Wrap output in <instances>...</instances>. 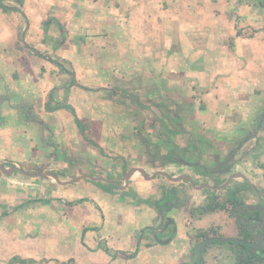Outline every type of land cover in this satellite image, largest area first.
Segmentation results:
<instances>
[{
	"label": "rangeland",
	"instance_id": "obj_1",
	"mask_svg": "<svg viewBox=\"0 0 264 264\" xmlns=\"http://www.w3.org/2000/svg\"><path fill=\"white\" fill-rule=\"evenodd\" d=\"M40 3V8H46L40 9L36 17H32L30 14H34V8L25 7L22 1L0 0V162L6 168L17 167L31 173L52 171L60 180L80 175L97 179L82 178L79 182L59 186L50 177H28L16 170L7 175L0 170V264H7L14 256L32 258L38 264H86L75 245L79 243V238L85 245V233L97 231V226L87 221L89 203L93 210V198L100 202L97 196L107 198L108 195H116L131 206L141 205L144 199L152 202L155 199L153 207L154 203H159L158 207H161L155 210H163L165 216L166 209H169L168 202L177 203L180 193L171 189H166L164 193L163 185L174 182L169 180L173 177L170 173H181L185 168L180 164H165L162 158L173 161L180 159L183 164L196 160L202 163L204 170L211 166L210 159H214L215 154L222 152L219 155L222 156L225 153L224 147L230 134L237 137L236 144H241L240 149L252 146L251 135L244 137V143H239L240 128L237 133L229 128L219 130L217 136L215 129L204 127L205 121L198 114L207 110L216 117L218 115L214 112L219 111V117L224 121H236L237 126L244 124L241 121L251 124L255 119L258 122L264 111V49L258 44L254 46L251 54L254 58L248 60L249 64L258 62V59L263 64L254 65L253 74L257 77L253 82H239L242 86L235 87L237 92L230 98L233 105L226 107L222 105V100L228 97V92L223 90L220 80L213 79L214 75H228L232 85L229 83L227 87L237 86V79L246 77L245 73H236L237 63L206 64L203 70L205 78H208V73H214L210 75L212 81L206 83L215 85L212 91L208 90L207 96L217 95V99L212 100L209 96L207 102L205 94L194 95L195 91L188 80L178 83L172 93L174 83L167 85L160 77L165 74V64L160 66V72L158 65L146 62L141 63L140 69L132 63L114 65L110 63L111 60L102 58L105 54L102 48L85 47L87 33H72L66 29L60 32L57 29V23L63 24L65 18L52 9L53 0ZM260 24L261 21L253 24L257 26L255 30L261 31L254 34L263 41L264 27H259ZM67 25L69 28V21ZM135 69L141 75H137ZM120 77L125 80H117ZM71 79H74L73 83ZM196 83L198 87L201 81ZM182 87L187 90H182ZM138 89L143 90L142 95L138 94ZM178 103H182L180 111H177ZM74 115L80 119L83 133L73 120ZM249 117L251 120H248ZM250 128L254 126L251 124ZM173 130L189 139L185 140L187 144L183 148L177 142V139H182ZM196 149L201 150L200 154ZM237 153V157L240 156V151ZM254 160L262 159L256 157ZM238 162L242 167L238 169L245 170L239 159ZM143 166L147 167L149 173L157 169L163 170L165 175H156L145 183L137 172L125 182V170ZM257 173L255 169L254 175ZM256 180L254 177V182ZM205 182L211 181L203 177L199 184ZM81 197L83 199H78ZM222 206H213L214 209H222L223 215H218V226L210 228V236L199 246L209 239L217 244L224 243L227 234L238 233L236 219L229 223V215ZM191 212L195 213L194 210ZM113 213L116 212L111 207L106 208V216L114 217ZM95 215L100 216L98 211ZM128 217L130 215L125 219L122 216L123 225L115 224L116 233L111 234V238L116 239L125 232L124 242L113 243L114 249L109 248L103 239L90 241L89 250L95 252L101 249L111 256L116 252L118 255L123 253L121 263L110 260L106 264H160L158 258L161 256L150 249L149 242L153 243L154 237L151 235L150 240L149 235L139 231L142 227H134L140 225L139 221L130 219V224L124 225L126 220L129 221ZM192 217L190 214L188 219ZM119 218L116 215V220ZM156 227L155 238L169 240L173 233H158ZM150 228L143 227V230ZM201 235L206 237L204 233ZM243 235L246 233L240 236ZM146 242L148 247L145 246ZM236 244L237 241L230 246L238 247ZM118 248H122V253L117 251ZM244 248L241 247L238 252ZM199 253V249H196V259L189 261V264H199ZM72 255L77 257V261ZM228 258L231 256L217 260L218 264H230ZM240 261L241 255H238L237 262ZM176 263L169 259L165 264Z\"/></svg>",
	"mask_w": 264,
	"mask_h": 264
},
{
	"label": "crops",
	"instance_id": "obj_2",
	"mask_svg": "<svg viewBox=\"0 0 264 264\" xmlns=\"http://www.w3.org/2000/svg\"><path fill=\"white\" fill-rule=\"evenodd\" d=\"M20 1L23 2L25 7L34 8V14L31 12L30 15L32 17H36V12L40 11V9L46 8L42 6L40 8V2H46L47 0L36 1L39 2V5L37 4L38 6L36 5V2H33L32 0ZM53 1L54 4H52V9L59 11L62 14V17L65 18L63 24L57 23L56 27L60 32H62L63 29H66L72 33H87L85 47L89 49L102 48L105 52L102 58L104 60H111L110 63L114 65L132 63L140 69L141 63L146 62L151 65H158V72H160V66L165 64V74L164 76L160 75V77L161 80H165L167 82V85L168 83H174L171 88L172 93L175 92L176 89L174 87H177L178 83L181 84L185 80H188L187 82L191 83L190 87L193 91H195L194 95L202 96L203 93L207 96L209 92L208 90L212 91L213 88H215V85L210 84L212 81L210 79V75H214V73H208V78H205L206 73H204L203 70L206 64L207 66H212L213 64L237 63L235 66L238 68L236 69V73L240 72L241 74L245 73L246 75L245 78L239 77L237 79V86H231V88L227 87L229 83L232 85L231 78L228 77V75L217 77L214 75L216 79L215 77L213 79L217 81L220 80L223 90L228 92V97L222 100V105L228 107V105H233V101H231L230 98L237 92L235 87L242 86L239 82H253L256 76L253 74L254 65L263 64L259 59L257 60L258 62L251 64H249L250 61L248 60L254 58L251 54L255 45L257 46L258 44L264 49V40H259L258 37L255 36L254 33L257 31L255 30V27L257 26L253 25L254 23L261 21L259 27H264V0ZM27 2H32V4L28 5L26 4ZM50 6L47 8L49 9ZM67 21H69V28ZM59 25L61 26L59 27ZM252 26H254V28ZM238 33L245 34L238 35ZM246 33L248 35H246ZM237 54L241 57H238ZM110 55L111 57L113 55L114 56L110 58ZM163 59H165V61H163ZM243 64L244 66H242ZM248 66H251V68H248ZM135 71L137 75H141L139 70L135 69ZM117 80L124 81L125 79L120 77ZM191 80L193 81L191 82ZM197 80L201 81V84L198 87H196V82H198ZM208 80L210 82L206 83ZM182 90L187 89L182 87ZM141 92L143 93L142 89L138 91V94L142 95ZM209 96H211L212 100L217 99V95L210 94ZM209 96H207V102ZM177 105H179L177 106V111H180V107L183 108L182 103H178ZM206 111H203L202 114H198V117L204 119L205 122L203 125L205 128H213L217 132L226 128L232 130L246 127L250 128V125L252 124L251 121V124L241 121L240 123L244 124L237 126L236 121H224L222 117H219V111L214 112L218 115L216 117H214L215 115H212L210 111ZM216 119H219V121ZM248 120H251L250 117ZM259 123L264 126V118H262ZM261 128L263 127H260L259 130L251 134L253 142L250 148L237 150V152L240 151V156L237 157L238 153H235V163L232 166L231 171L229 173L222 172V174L218 176L221 183L224 184V182H222L224 179L226 180L229 176L235 174L238 175L237 177L232 178V180L230 179L229 184L223 188L210 190V188L206 187V189H200L201 185L199 182L202 178L200 176L201 172L199 173V171H196L197 169L194 168H191V170L188 171L190 166H185L183 164L179 165L181 167L184 166L185 168V170L181 173H170L173 177L181 178L180 180L170 182L168 186L169 188H176L178 194L180 193V200L178 199L179 201L175 204L168 202L167 205L169 206V209H166L167 214H165V216L163 215L162 210L159 212L155 210V208L158 209L161 207H157L159 203H157L154 208L146 203H142L138 206H131L125 202L124 198H119L118 196L116 197V195H108L107 198L97 196L98 200H101L100 202L96 201V199L94 200L93 198L91 203L93 210L90 209L89 203L90 212L89 210L87 212V221H91L95 224L94 226H97V231L91 230L85 233V236L87 234L85 238V245L87 246L83 245L80 238L78 239L79 243L75 245V248L78 249L79 256L85 259L86 264H106L110 260L113 263H121L120 256L123 255L121 251L122 248H118L117 250L122 254L118 255L116 252L115 258H112L111 255L105 253L101 249L91 252V249L89 250L90 247L88 246V243L98 242L100 239H103L105 240V243L109 245V248H114L115 245L113 243L124 242V238H126L125 232H123L121 238H118L119 234L116 239L111 238V234L112 232L116 233L114 228L115 224L123 225L121 217L123 216V219H125V216L130 215V217H128L129 221L124 220V225L130 224V219H133L134 221H139L140 224L139 226L135 225L134 227H142L140 228L141 230H143V227H151L150 229L155 231L157 230L155 229L157 226L158 233H170V231H172L173 235L171 234L169 236L168 242H166L164 238L158 239L155 238V236H153L154 238L152 239L154 242H149L150 249L156 250L158 252V256H161L158 258V262L160 264H165L169 259L170 261L177 262L176 264H189V261L196 259V255L194 254L196 249H199L200 252L199 264H218L217 260H224V258H227L228 256H231V258H228L230 260V264H237V256L235 255V249L237 247L230 246V244L235 242L229 241L226 243V241L224 243L219 242L217 244L214 242L211 243L208 240L207 243L205 242L206 244L204 243L202 246L199 245L210 236V228L218 226V215H223L224 211H222V209H214L213 206L216 203L219 205L226 204L229 197L227 195L230 194L235 187L247 186L243 184L244 180L245 182L253 184L256 187V190L250 186L247 190L243 188V190H238L236 193L234 192V194H236L235 197H240L241 199L239 207H245L250 210H259L262 218L264 219V130ZM252 156H255V158L259 157L262 160H254L255 158L253 159ZM238 159L240 163L244 165L243 169L245 170L238 169L242 168L239 165ZM147 162L152 164L151 160H148ZM258 164H261L259 165L260 167ZM170 165L178 166L177 164L172 163H170ZM140 168H143L146 174L149 175L157 170L152 169L149 173L146 166ZM255 169H257L259 172L257 174L259 175H254ZM136 173L137 172L133 173L130 178ZM77 174L79 175V173ZM186 176L191 177L194 183L199 185L192 186L187 180H183L182 177ZM254 177L257 179L255 182ZM71 179L72 178L69 180ZM81 179L77 181L79 182ZM142 180H145L142 182L149 183V181L144 178ZM61 185L62 184H59V186ZM211 193L215 197L213 200L210 199V201H208L207 195L209 194L210 196L212 195ZM48 202L49 201H47L46 204ZM109 207H111L112 211L116 212L113 213L114 217L110 215L106 216V208ZM198 208L201 209L200 213L196 212V209ZM223 209L226 211V214L229 215V223H232L233 219H236L237 225L240 223V225H243V230L249 231V235L251 233L250 236L252 239L246 240L248 243L253 244L258 241L255 240V238L259 236V232L254 231L256 228L259 230L258 224L256 226V223H248L244 216H239L237 207L231 208L228 204H226V206H223ZM67 210L68 209L64 211L67 212ZM192 210H194L195 213L191 212ZM97 211L100 216L95 215ZM190 214H192L193 217L188 219ZM116 215H118V218L120 217L118 220H116ZM168 218H170V222L167 221ZM164 220H166L167 225L165 224L166 226L164 225L163 227ZM158 222L159 225H157ZM160 223L162 224L160 225ZM150 224L152 225L150 226ZM117 229H119V227ZM149 233L150 232L146 233V231H144L143 235H149ZM202 233L208 237H203L201 235ZM240 235L241 234H239L238 229L237 234H227V236L223 238L225 240H239L243 238ZM95 238L97 239L95 240ZM150 238L151 236L149 235V239ZM141 243L142 242L139 244ZM123 246H125V244ZM145 246H149L147 242L145 243ZM72 256L77 261V257L75 255Z\"/></svg>",
	"mask_w": 264,
	"mask_h": 264
},
{
	"label": "trees",
	"instance_id": "obj_3",
	"mask_svg": "<svg viewBox=\"0 0 264 264\" xmlns=\"http://www.w3.org/2000/svg\"><path fill=\"white\" fill-rule=\"evenodd\" d=\"M0 6H2V4H0ZM13 8H15L16 10H18L19 8L17 7H13ZM20 12H21V9H20ZM22 13V12H21ZM59 27H60V25H59ZM245 33H238V35H244ZM49 60H51V59H49ZM52 61V60H51ZM53 62L55 63V64H57V65H59L58 63H57V61L56 60H53ZM74 82V79H71V83H73ZM115 93H117V94H119L120 95V93L119 92H115ZM117 97H119L118 95H117ZM75 122H76V124H77V127H79L80 128V131L83 133V129H82V126H81V121H80V119H78L77 117H76V115H74V119H73ZM156 121H159L160 123L162 122L161 120H156ZM163 125V124H162ZM173 132H175L176 133V135H177V137H179V138H181L182 140H179V139H177V142H178V145H179V147L181 146L182 148H183V146L184 145H186L187 144V142L185 141V140H187V137H182V135H181V133L179 132V131H177V130H173ZM157 135V132H155V134H154V136H156ZM188 141V140H187ZM165 145H167V146H169V144H166L165 143ZM165 162V164L167 163V164H170V163H174L175 161H173V160H171V159H165V158H162ZM176 161H178V160H176ZM264 167V166H263ZM125 170V169H124ZM18 171L19 172H21L20 171V169L18 168ZM191 178V177H190ZM218 182H219V180H215L213 183L214 184H218ZM194 183V182H193ZM195 184V183H194ZM245 185V184H244ZM163 186H165V187H163ZM161 185V187H163L164 189H163V192L165 193V191H166V189H171V191H176V188H166L167 186H169V185ZM253 185H251V187H252ZM253 189H255L254 187H253ZM238 190H243V188H241V187H235L232 191H231V193L230 194H228L227 196H229L228 197V202L226 203V204H228V206L229 207H231V208H238V214H239V216H244L245 217V220H247V221H260L261 219H262V215H261V213H260V211L259 210H250V209H248V208H240L239 207V205H240V197H238V198H236L235 197V195L236 194H234V192L236 193ZM256 190V189H255ZM215 196L214 195H210V198L209 199H212L213 200V198H214ZM78 199H83V197H81V198H78ZM77 199H75L74 201L73 200H71V201H73V204H74V202L76 201ZM154 201V200H153ZM142 203H146V204H149V205H151V206H153V202L152 201H150V200H146V199H144L143 201H142ZM76 204V203H75ZM155 205H157V204H155L154 203V206ZM215 205H219L218 203H216ZM214 205V206H215ZM224 206V205H223ZM222 206V207H223ZM157 207H158V205H157ZM213 208V207H212ZM212 208H210V209H212ZM199 209V211H201V209L200 208H198ZM245 225V224H244ZM172 226L174 227V225L172 224ZM242 226L243 225H240V223L238 224V229H239V234H243V233H246V235H243V238H241V239H243V240H237V239H227V240H225L224 242H226V241H230V242H236L237 241V248L235 249V255L238 257V255H241V261L240 262H237V264H249L250 262H253V263H251V264H264V227H263V230H262V232H263V236L261 237V239H263V244L261 245V242L260 241H256V242H254L253 244H251V243H248L246 240H251L252 238H251V236L249 235V231H245V230H243V228H242ZM172 231H170V233H171ZM84 233V232H83ZM173 235V234H172ZM207 237V236H206ZM258 237V238H257ZM256 238H255V240H259L260 239V237L259 236H257ZM209 242H212V239H209ZM246 243V244H245ZM257 246H256V245ZM259 246V247H258ZM241 247H245L244 248V250H242V252H238L239 251V249L241 248ZM253 248L254 249H256V250H253ZM248 249H250L251 250V253L250 252H248L249 250ZM252 252H257L256 254H254V253H252ZM116 256V253H114L113 255H112V257H115ZM237 259V258H236ZM35 262V260H33V259H22V258H20L19 256H14L7 264H15V263H19V264H32V263H34Z\"/></svg>",
	"mask_w": 264,
	"mask_h": 264
},
{
	"label": "flooded vegetation",
	"instance_id": "obj_4",
	"mask_svg": "<svg viewBox=\"0 0 264 264\" xmlns=\"http://www.w3.org/2000/svg\"><path fill=\"white\" fill-rule=\"evenodd\" d=\"M264 103V102H263ZM262 118H264V111L262 112V114L260 115V117H259V120H258V122H256L257 120H255V119H253L252 120V124H253V126L255 127V128H240V134H241V136H240V138H241V140H240V142L239 143H244V137H246V136H249V135H251V134H253V132H256L257 130H259L260 129V127H263V128H261L262 130H264V126L261 124V123H259V121H261L262 120ZM219 132H216V134H217V136L219 135L218 134ZM236 133H237V130H236ZM228 138H229V140H227V142H226V146L224 147V151H225V153H223V155L222 156H219L220 154H222V152H219L220 154H217V156H216V154H215V158L214 159H210L211 160V166H209V168H206V169H202L201 168V164L202 163H200L199 161H197V162H191V164H189L190 162H185V164H183V163H181L180 161V159H177L178 161H175L174 163H172V164H183V165H185V166H190V169L191 168H194V169H197L196 171H199V173L201 172V174H200V176L203 178H205L206 180H210L211 182L210 183H200V189L201 188H206V187H208V188H210V190L211 189H220V186L222 185V183H221V181H220V179H219V175H221L222 174V172H224V173H229L230 171H231V168H232V166L234 165V163L233 162H235L234 160H235V158H234V156H235V153L237 152V150L238 149H240V146H241V144H236V142H237V137L236 138H234V136L232 135V134H230L229 136H228ZM187 140L189 141V139L187 138ZM200 143H202V142H200ZM209 145V144H208ZM204 148H206V146L204 147ZM196 151H197V149H196ZM200 149H198V153L200 154ZM171 153H172V151H171ZM213 160V161H212ZM199 164V165H198ZM158 166V165H157ZM160 166V165H159ZM162 166H164V165H162ZM161 168H164V167H161ZM206 170V171H205ZM16 171H18V170H16ZM128 172V170H126V171H124L123 172V174L126 176V173ZM29 173H31V172H29ZM32 174H39V173H32ZM124 175H123V178H124ZM231 175V174H230ZM230 177V176H229ZM125 179V178H124ZM130 179V177L128 178V180ZM228 179V178H227ZM226 179V180H227ZM127 180V181H128ZM215 180H219V182H218V184H214L213 182L215 181ZM226 180L224 179L222 182H226ZM231 180H232V178H231ZM109 181H112V179L111 180H109ZM127 181H125V182H127ZM194 182V181H193ZM230 182V181H229ZM229 182H228V184H229ZM190 184V183H189ZM194 184V183H193ZM227 184V185H228ZM243 184H245V185H247V186H241V188H244L245 190H247L251 185H253V184H250L249 182H245V180H244V183ZM192 185V184H191ZM193 186V185H192ZM195 186V185H194ZM255 188L256 189V187L253 185L252 186V188ZM152 192V191H151ZM207 197L208 198H210V196H209V194L207 195ZM154 202V201H153ZM163 211V210H162ZM163 216V215H162ZM249 222H252V223H256V226H257V224H258V226H259V230H257V228L256 229H254V231H257V232H259V237H260V239H259V241L260 242H262L263 243V239H261V237L263 236V232H262V230H263V227H264V219L262 218L260 221H248V223ZM259 222V223H258ZM166 226V225H165ZM162 229V228H161ZM140 232H144L145 230H139ZM167 231V230H166ZM148 232H150L149 233V235L151 236H155L157 233H154L155 231L154 230H152V229H147V231H146V233H148ZM250 235H251V233H250ZM262 240V241H261ZM262 243H261V245H262ZM256 245V244H255ZM257 246V245H256ZM259 247V246H258Z\"/></svg>",
	"mask_w": 264,
	"mask_h": 264
},
{
	"label": "water",
	"instance_id": "obj_5",
	"mask_svg": "<svg viewBox=\"0 0 264 264\" xmlns=\"http://www.w3.org/2000/svg\"><path fill=\"white\" fill-rule=\"evenodd\" d=\"M0 170H1V172H3L4 174L10 175V174H12V172H13L14 170H18V168H17V167H7V168H6V167L3 165V163L0 162ZM20 171H21V170H20ZM21 172H22L24 175L28 176V177L48 176V177L53 178L58 184H65V183H69V182H75V181H77V180H79V179H81V178L97 179V178H95V177H90V176H86V175H84V176H79V177L73 178V179H71V180H69V181H63V180L61 181V180H59L58 176H57L55 173H53V172H49V171L41 172V173H39V174H32V173H28V172H25V171H21ZM135 172H138L139 174H141L140 176H141L142 178L146 179V180H149V179L155 177L156 175H161V176L165 175V172H164L163 170H158V171H156V172H154V173H152V174L149 175V174H146V172H145V170H144L143 168L136 167V168H132V169L128 170V172L126 173V176H125L126 181H127L128 178H129L133 173H135ZM237 176H238V175H236V174L230 176V177L226 180V182L220 186V188L225 187V186L228 184V182L230 181L231 178H235V177H237ZM180 179H181L180 177H170L169 180H171V181H177V180H180ZM182 179H183V180H187L190 184H193V180H192L189 176L182 177ZM167 221L170 222V221H171L170 218H168ZM166 225H167V223H166ZM168 241H169V240H166V242H168Z\"/></svg>",
	"mask_w": 264,
	"mask_h": 264
},
{
	"label": "clouds",
	"instance_id": "obj_6",
	"mask_svg": "<svg viewBox=\"0 0 264 264\" xmlns=\"http://www.w3.org/2000/svg\"><path fill=\"white\" fill-rule=\"evenodd\" d=\"M262 241V240H261Z\"/></svg>",
	"mask_w": 264,
	"mask_h": 264
}]
</instances>
